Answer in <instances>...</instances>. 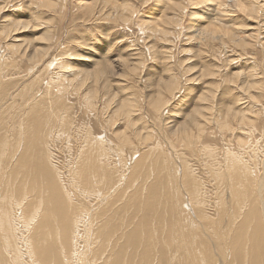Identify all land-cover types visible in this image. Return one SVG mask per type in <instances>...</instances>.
I'll use <instances>...</instances> for the list:
<instances>
[{
  "label": "bare ground",
  "instance_id": "bare-ground-1",
  "mask_svg": "<svg viewBox=\"0 0 264 264\" xmlns=\"http://www.w3.org/2000/svg\"><path fill=\"white\" fill-rule=\"evenodd\" d=\"M32 1L42 8L53 6L57 0ZM97 1L86 3L85 7L92 8ZM170 2L169 12L162 14L158 21L145 22L140 26L143 32L145 29L149 33L156 34L166 43L170 41L171 35L174 36L176 30L182 26L180 17L186 10L185 6L177 0H170ZM259 4V0H220L219 8L213 11L217 18L211 16L204 21H208V26L201 24V21H196L197 26H190L189 29L204 45L217 41L226 49L229 48L228 44L231 47L235 45L240 48L252 45L255 40L259 43L260 29H264V13L261 12V5L263 8L264 5L259 6ZM224 10H229V12L226 13ZM121 12L120 15L126 22L131 20V15L133 17V12L129 8H124ZM225 13L227 15L224 19ZM238 14L245 16L242 18L245 23L252 19L258 21L260 16L262 19L258 21V24L255 23L256 25L247 24L245 28L251 32L250 34L248 31L249 35H247L244 27L243 32L239 31L238 27L235 28ZM228 18L232 21H228ZM1 23L3 28L0 29V37L3 33H6L7 37L13 33V42L18 44L14 47H21L23 41L17 35L23 32V23H20L21 28L17 27L19 23L13 24L11 19L1 18ZM257 33L258 37L255 35ZM49 50L50 48L42 47L33 49L29 61L35 69L44 67ZM12 52L19 54L20 50L13 49ZM22 53L25 57L29 55V50ZM134 54H130L132 57L129 59L120 61L121 64H126L132 60L133 68L127 70L135 74L139 61L137 62L135 56L133 57ZM54 61L47 63V68L51 69ZM87 62L95 64L96 60ZM111 66L98 68L94 73L92 87L95 88L93 94H96V98L99 97V90L100 93L107 91L106 86L109 83L107 80H111L107 79V72L112 70ZM205 71L206 69L201 71L204 77H216L217 71L210 73H205ZM262 76L252 74L241 82H236L235 89L242 98L238 99V102L246 100L244 101L246 103L242 105L250 108L247 111L243 107L236 111L232 108V104H225V106L224 103L218 104L222 95L229 94L232 89L229 91L228 88V91L224 93L221 90L223 85L218 81L210 80L212 82L206 84L204 91L196 100L198 105L196 111L185 117L183 133L186 138L191 140V134L197 131L200 141L203 133L207 132L202 126L215 122L220 129L231 131L232 135H244L249 126L255 128L257 118L264 115V106L260 102V98H264V87L261 86L259 80ZM178 78L175 73H172L169 81L161 80L156 95L150 102L151 108L157 112L156 115L160 120H162L161 115L169 106L171 98L169 99L168 96L174 95V100L183 90ZM192 81L195 80L192 79ZM191 84L194 83L189 82V85ZM31 87L26 86L25 91L23 90L24 94L28 93ZM91 97L93 99L94 96L88 95L87 99ZM130 100L132 99L117 103L115 114H113L117 117L126 115L127 119L124 131L115 134L119 145L105 136H93L89 133L90 130L88 132L84 130L86 133L82 132V143H80L78 156L72 166H68L71 183L66 185L61 183L62 173L58 170V162L55 161L56 156L52 153L51 144H54L53 142L59 137L69 140L74 133L73 123L65 121L66 125L55 128L59 132L53 136V130L48 132L46 127L38 123L28 122L30 112L25 111L27 109H15L17 112L14 116H7L9 125L8 127L6 125V131L3 129L5 133L0 136V264H154L155 260L151 253L148 255L147 250H138L139 246L144 243L150 248L154 245L152 242L154 236L148 232L151 221L158 222L160 227H164L162 235L167 238L168 247L166 252L162 251L164 254L162 264H264V151H262L264 149L256 148L258 144L256 147L250 146L242 149L240 145L246 140L236 139L239 152L236 148L234 152L226 149L223 156L219 158L213 150L209 149V146L202 143L205 145L202 152L204 151V155L208 157L206 163L202 161V166L206 167V175H201L198 169H194L191 161L184 157L181 162L176 157V163L172 165V157L178 155L172 149L170 151L172 157L169 155L165 157L160 148L152 151L153 159L161 167L160 176L149 187L148 199L144 200L136 192L130 208L134 206L135 214L143 215V217L138 219L133 227L131 224L117 223L107 216L109 206L106 203L110 196L105 197L102 203L105 206L100 211V205L95 208L98 201L91 208L76 204H85L84 198L93 193L101 196L103 190L97 189L100 183H103V186L110 184L109 190L112 191L116 188L122 190L124 185L131 184L135 178L142 175L140 174L142 164L139 163L144 162L145 164L147 158L144 155H138L137 161L134 160L131 164L128 162L140 152L135 146L140 144L134 141L142 142L144 138H147L133 129L136 125L131 119L134 116V109H132L133 105ZM106 101L108 105L113 104V99ZM216 102L217 105H221L219 120L216 116L214 119L212 117ZM11 103L12 106L7 109L8 114L16 102ZM95 104L93 100L88 102V105L93 108ZM41 108V105L35 104L29 110L31 113L38 110L44 112ZM252 108L255 111H252ZM42 112L38 120L44 122ZM4 113L6 114V111ZM49 114L52 113L47 115ZM48 120L45 119L46 122H49ZM59 122L58 124H61V121ZM2 124L4 126V123ZM231 124L235 129H230ZM125 148L134 150L128 161L124 157L127 152ZM260 151L263 154L262 158L259 155ZM123 162L128 163L125 165ZM135 164L139 165L135 167V170L133 167L132 170ZM125 166H128L129 174L124 183L119 186L125 176L123 175L126 170ZM115 176L116 181L113 183ZM171 177L180 180L183 198L179 204L181 207L178 211L179 218L177 219L170 213V220L166 222L165 213H158L157 205L160 200V188L167 185L166 179ZM95 181L98 187H93ZM138 186L141 187L140 184ZM81 195L85 197L76 199ZM172 196L173 194L170 198L173 203ZM173 211L177 213L174 203ZM101 238L105 239V243H102L104 248L101 250L102 246H100V250L105 253L98 258L100 252L98 243Z\"/></svg>",
  "mask_w": 264,
  "mask_h": 264
},
{
  "label": "rangeland",
  "instance_id": "rangeland-1",
  "mask_svg": "<svg viewBox=\"0 0 264 264\" xmlns=\"http://www.w3.org/2000/svg\"><path fill=\"white\" fill-rule=\"evenodd\" d=\"M263 1L259 0V6L261 4L264 5ZM88 2L94 3V0H57L53 6L41 8L32 0H0V11H2L0 19H11L13 24L23 23V32L19 33L17 37L24 43L20 45L21 47H14L18 44L13 42V33H10L9 37H7L6 33H3L0 37V62H2V64L0 63V132L2 133H0V136H3L4 131H6V125L7 127L9 125L7 116H14L15 112H17L15 109H27L25 111L30 112L28 122H36L46 127L48 132L53 130V136L59 132L55 128L66 125L65 121L72 122L74 133L71 131L73 133L71 138L68 140L64 137H59L57 141L53 142L54 144H51L52 153L56 156L55 161L58 162V170L62 173L61 183L66 185L71 183L68 166H72L73 161L78 156L80 143H82V134L90 130L89 133L93 136H105L119 145L115 134L124 131L127 119L126 115L121 117L115 115V117L113 114H115L117 103L122 100L132 99L130 101L133 105L134 116L131 119L136 125L133 129L142 133V136H147V138H144L142 142L134 141V143L140 144H134L136 150L140 152L134 155L132 160H129L130 155L134 152L132 149L125 148L127 152H125L126 156L124 157L131 164L132 161L139 157L138 155H144L147 158L145 164L144 162L139 163L142 164L140 173L142 175L135 178L131 184L124 185L122 190L118 188L113 191L109 190L110 184L103 186V183H100V187H98L95 181L93 187L102 189V195L99 196L97 193L87 197L81 195L76 199L85 197L83 200L85 204L75 203L91 208L98 201L95 208L100 205V211L105 206L102 205L105 197L110 196L106 203L109 206L107 216L117 223L131 224L133 227L138 219L143 217V215L135 214L133 205V208H130L136 192L144 200L148 199L149 187L160 176L161 167L151 155L155 149L160 148L165 157L168 155L172 157L170 156L172 149L175 154H178L172 157V165H175L176 157L179 158V162H181L183 157L187 158L191 161L194 169H198L201 175L206 172V167H204L205 165L202 166V161L206 163L208 159L204 155V151L202 152L204 144L215 152L217 158L222 157L226 149L234 152L236 148V151L239 152L238 144L236 145L237 140H246L240 145L242 149L250 146L256 147L257 144L256 148L264 149V134H262L264 130V115H260L257 118L256 129L249 126L246 128L244 135H232L231 131L227 132V129H220L216 122L214 124L210 123L209 125L211 126L205 124L202 126L207 132L203 133L200 141L198 139L200 135H198L197 131H194L193 135L191 134V140L186 138L183 133L185 117L196 111L198 108L196 100L204 91L206 84L212 82L210 80L218 81L219 84L223 85L221 90L224 93L228 91V88L229 91L232 89L233 93L223 94L218 104L224 103V106L225 104H232V108L236 111H239L242 107L245 111L250 109L246 107L247 105H242V103H246L244 102L246 100L238 102V99L242 98L239 97L241 94L236 91L235 85L236 82H241L243 79L248 78L249 75L255 74L257 76L263 75L259 80L261 81V86L264 87V29H260L259 43L255 40L252 45L239 48L235 45L231 47L228 44L229 48L226 49L217 41L212 42L213 44L204 45L195 38L189 28L190 26H197L196 24L198 23L196 21H201V24L208 26V21H204L211 16L217 18L213 11L219 8L220 0H177V2L185 6L186 10L180 17L182 26L176 30L174 36L171 35L167 44L166 41L156 34L149 33L145 29L143 32L140 26L145 22H153V20L156 22L162 17V14L169 12L168 4H171L170 0H98L92 8L85 7ZM124 8H129L133 12V17L131 15V20L128 22L120 15ZM115 9L116 12H114ZM224 11L226 13L229 12V10ZM262 11L264 13V8L261 5ZM226 13L223 15L224 19L227 15ZM129 14L131 13L129 12ZM110 15L112 16L110 17ZM243 17L245 16L238 14L235 20V28L238 27L237 29L241 30V32H243V27L245 28L250 23L251 25L252 23L256 25L262 19L261 16H257L259 17L258 21L251 18L252 20L245 23V21H242ZM227 20L232 21L230 18ZM19 24L17 27L21 28V24ZM1 25L2 23L0 24V29L3 28ZM244 30L247 35H249L248 31L251 34L250 30H246V28ZM257 34H255L256 37L259 36ZM37 47L50 48V50L44 67L41 66L35 69L31 65L29 57L33 49ZM13 49L20 50V55L14 54L12 52ZM27 49L29 50V55L22 56V52ZM132 53L136 54L133 57L135 56L134 58L137 59V62L139 61V67L135 74L128 72L130 68H133L132 60L126 63L127 65L121 64L120 61L121 59H129L132 57L130 55ZM84 59L87 61L94 59L97 63H89ZM49 60L54 61L51 69L46 66L47 63L51 62ZM7 62L11 65H8ZM142 64L143 66H141ZM110 65H112V70L110 69L107 72V79L111 80H107L109 82L106 86L107 91L100 93L101 91L99 90V97L97 96L96 98V94H93L95 88L92 87L94 73L98 68L109 67ZM204 69H206L205 73L217 71L216 77H204V74H201ZM172 73H175L177 78L179 77L183 90L180 94H177L174 100V95L168 96L169 99L171 98L170 103L161 115L162 120H160L158 115H156L157 112L151 108L150 102L156 95L160 81H167ZM192 79L195 81H192ZM189 82L194 84L189 85ZM29 85L32 86L30 91L24 94V88L26 86L30 87ZM91 94L94 96L93 99L92 97L87 99V96ZM99 98L100 100H98ZM108 99H113V104L108 105V101H106ZM91 100L96 102L94 108L88 105ZM12 101L13 104L16 103L10 110L9 114H12L9 115L7 109L12 106ZM34 101L38 102V104ZM260 102L264 106V98H260ZM34 103L41 105V109L44 112L38 110L33 112L34 114L31 113L29 108L33 107ZM196 105L197 107L195 108ZM220 107L221 105H217L216 102L215 115L212 112L210 113L214 115H212L213 119L215 116L217 119L219 118ZM252 111H255V109L252 108ZM40 112L43 113L41 116L42 119L44 118V122L38 120L41 118ZM48 113L52 114L47 115ZM2 115L5 118L1 117ZM48 118L52 119V122ZM45 119L49 122H46ZM59 121H61V124H58L60 123ZM2 123H4L5 127ZM232 125H230L231 130L235 129ZM77 130L79 131L77 132ZM138 146L140 147L138 148ZM259 155L262 158L263 154L261 151ZM112 162L116 165L113 160ZM128 162L123 163L127 165ZM139 164H135L131 169L133 170L134 167L135 170V167ZM125 167L126 170L123 174L125 176L119 186L124 183L125 178L129 174L128 166ZM147 171L148 173H146ZM115 181L116 176L113 183ZM166 183L167 185L160 188V200L157 210L158 213L164 212L165 220L169 222L170 213L177 219L180 216L178 211L181 210L179 204L183 198V191L178 178H167ZM171 194H173L172 199L175 209L177 208V213L173 211ZM163 230L164 227H160V223L151 221L148 226V232L154 236L152 241L154 245L150 248L144 243L138 248L139 251L147 250L148 255L151 253L155 260L154 264L163 263L164 254H162V251L166 252L168 247V244H166L167 238L162 235ZM102 243H105L103 238L99 239V250ZM1 244L3 245V241H1ZM103 248L102 246L101 250ZM101 250L98 258L105 253ZM9 252L11 253L10 250Z\"/></svg>",
  "mask_w": 264,
  "mask_h": 264
}]
</instances>
